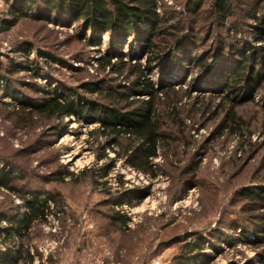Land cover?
<instances>
[{"label": "rangeland", "instance_id": "rangeland-1", "mask_svg": "<svg viewBox=\"0 0 264 264\" xmlns=\"http://www.w3.org/2000/svg\"><path fill=\"white\" fill-rule=\"evenodd\" d=\"M26 1L0 0V61L8 67L10 59L16 62L10 86L33 101L51 85L67 97L108 103L84 84L126 90L131 69H99L100 55L144 63V40L161 51L165 39L184 35L147 71L156 83L174 88L160 106L166 136L153 159L155 176L126 163L124 137L113 147L119 156L102 150L106 140L97 121L70 115L58 128L49 126L53 121L16 114L19 102L0 92V167L12 171L19 190L0 188V212H24L21 194L49 191L56 197L49 202L52 213L25 239L41 256L33 264H182L179 256L184 264H264V201L245 194H264V39L257 33L264 2L253 13L252 0H229L231 14L222 20L214 0H158L162 33H147L144 27L152 24L144 20L113 35L83 26L69 3L55 0L50 11L41 0ZM104 2L111 8L112 0ZM244 51L261 71L260 82L254 88L241 83L246 99L234 102L224 71ZM203 54L206 69L190 59ZM160 62L170 64L167 78H161ZM34 65L36 72L28 67ZM111 208L130 217L126 226L110 223Z\"/></svg>", "mask_w": 264, "mask_h": 264}, {"label": "trees", "instance_id": "trees-1", "mask_svg": "<svg viewBox=\"0 0 264 264\" xmlns=\"http://www.w3.org/2000/svg\"><path fill=\"white\" fill-rule=\"evenodd\" d=\"M33 0H27V4ZM50 11L56 8L55 0H41ZM62 5L69 3L73 12L78 19H84L83 26L92 27L94 33L103 31L105 33H112L113 35H119V31L129 32L133 23L143 22L144 20L150 25V28L144 27L147 33L152 35L162 33L157 24L162 20L158 12V0H132L125 2L124 0H112L111 8L106 7L104 0H59ZM191 3H198L200 0H190ZM264 0H252L251 10L253 13L261 8L260 3ZM213 9L220 19L224 20L231 14V4L229 0H214ZM66 7V6H64ZM189 7V6H188ZM25 10H29L25 8ZM15 13V12H14ZM20 13V14H19ZM18 15H27L25 11H20ZM252 15V14H250ZM253 16V15H252ZM6 24L3 28L6 29ZM257 33L264 39V23L259 21L257 25ZM168 36L173 35L171 32L167 33ZM148 36V35H147ZM184 35L178 36L176 39H165V47L158 49L157 43L147 38L143 41V50L145 55L144 63L139 61L131 62V59L123 60V54H118L116 57L118 62L112 61V55L108 52L99 56L97 62L99 69L112 68L116 64H120L122 68L131 69V78L128 82L126 90H117L114 87L102 88L97 86L96 83H85L84 89L91 93L102 95L107 99L108 103L94 104L88 99H79L75 97H67L60 93L56 88H52L51 85L43 88L44 95L41 96L39 101H33L27 96H18L15 90H12L8 75L12 74L16 67V62L10 59V65L4 66L0 61V92H4L16 101L20 106L14 110L18 115H27L30 119L35 117L53 121L49 123V126L59 127L63 117H69L74 115L76 119L83 117L88 122L97 121L98 131L103 135L106 140V144L102 147V150L111 148L117 156L119 152L115 150L114 144L117 143V139L125 138L127 143L123 148L125 155V161L132 169L137 172H142L155 176L153 173L154 163L153 159L159 155V150L164 146V139L166 134L161 131L163 125V114L160 106L165 103L163 100L168 92L173 91L174 88L170 86H163L156 83L147 74V71L151 69L153 63L160 58H165L166 54L170 51V48L180 42ZM190 41L194 40L190 37ZM249 49L252 47L249 46ZM45 54V52H41ZM259 53H255V60L253 63L258 62ZM241 58L239 63L232 70H225L226 78L224 79L225 91L231 95V100L234 102L244 101L246 98L242 95V84L245 82V87H257L259 85V78L261 71H256L255 65L250 62L246 56V52H240ZM168 56L167 58H170ZM208 56L205 54L199 56H191V61L196 66H202V69H206V60ZM137 59V58H135ZM166 59V58H165ZM169 63V62H168ZM251 63V64H250ZM33 71H37L38 67L28 66ZM205 67V68H204ZM247 72L244 73V70ZM218 69V70H217ZM216 71H219L217 68ZM171 70L170 64H163L160 62V75L161 78H167ZM215 71V70H214ZM134 97V98H133ZM239 99V100H238ZM3 105L11 106V102H4ZM31 107V109H27ZM35 118V119H37ZM98 144V142H97ZM106 157V154H102ZM113 164L107 165L106 169L109 170ZM105 174L106 175V171ZM71 175L70 172L67 173ZM15 177L12 171L6 166L0 167V188H5L11 192L19 193L14 185ZM120 180V179H119ZM106 183V182H103ZM122 183V182H121ZM245 194L249 197H259L264 201V194L257 192ZM19 195V194H18ZM23 204L19 205L25 207V211L17 213L16 215H7L0 212V223H6V226L0 224V244L4 245L0 248V264H33L34 259L38 256L41 259L39 253L36 255L31 252L29 247L25 243V239L29 234L31 227L37 222H44L52 213L49 202H56V197L49 191H43L40 194H32L31 196L19 195ZM264 203V202H263ZM120 205V201L116 202ZM107 218L113 225L126 226L130 221V217L127 214L111 208L110 213L107 214ZM257 235V233H255ZM261 239H264L262 237ZM196 245V244H195ZM178 262L184 264V256L177 257Z\"/></svg>", "mask_w": 264, "mask_h": 264}]
</instances>
